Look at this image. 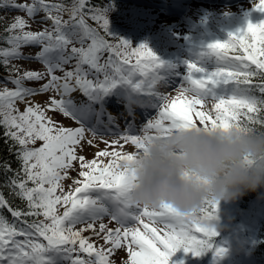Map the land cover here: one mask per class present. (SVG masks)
<instances>
[{"label": "snow or ice", "instance_id": "obj_1", "mask_svg": "<svg viewBox=\"0 0 264 264\" xmlns=\"http://www.w3.org/2000/svg\"><path fill=\"white\" fill-rule=\"evenodd\" d=\"M252 4L264 10V0ZM0 7L24 13L0 31L8 73L0 78V141L16 165L0 159V264H169L177 248L198 255L213 247L218 200L187 210L132 203L137 176L124 162L172 129H264V19L246 14L181 74L174 65L162 72L165 62L146 42L134 46L109 31L111 0ZM34 45L38 51H24ZM23 59L44 68L12 63ZM224 251L216 246L214 254Z\"/></svg>", "mask_w": 264, "mask_h": 264}, {"label": "clouds", "instance_id": "obj_2", "mask_svg": "<svg viewBox=\"0 0 264 264\" xmlns=\"http://www.w3.org/2000/svg\"><path fill=\"white\" fill-rule=\"evenodd\" d=\"M124 163L136 171L132 203L168 202L187 210L205 198L234 200L264 187V129H172Z\"/></svg>", "mask_w": 264, "mask_h": 264}, {"label": "rangeland", "instance_id": "obj_3", "mask_svg": "<svg viewBox=\"0 0 264 264\" xmlns=\"http://www.w3.org/2000/svg\"><path fill=\"white\" fill-rule=\"evenodd\" d=\"M148 1L151 2L111 0V7L114 6V8L110 7L107 12L109 19L108 27L111 33L113 32L116 35L130 40L134 46L141 42H146L160 58H168L170 63L167 65L164 64L163 67L160 68L162 72L168 71L169 65H174L177 72L181 74L184 73L187 68V60H195L200 53V50L205 47L210 40L226 38L229 31H233L238 27L243 26L246 23V14L247 19H251L253 22L259 19H264V10L254 8L252 0H229V2L226 3L203 1V12H198V7L194 5L192 0H188V6L179 14H167V12L162 10L164 5L168 4L171 6L173 4L170 0ZM155 1L157 4H153ZM118 9L121 10L116 13V10ZM194 9H196V11ZM9 10L14 13H12L13 15L19 12L18 9L10 8ZM124 12L127 15L121 18V25H117L120 27L118 30L116 29L113 20L117 16L120 17ZM19 14L24 13L19 12ZM38 15H43V13L41 12ZM228 17L231 18L233 22V29L231 30L222 26L223 22ZM32 27L36 28L38 25L33 22ZM133 30L138 31L136 32L137 37H131L134 32ZM178 43L182 44L179 48H177ZM38 50L39 45L24 48L25 52L34 53ZM178 56L181 58H177ZM12 63H19L22 67H30L40 70H43L44 68L42 61L39 59L13 60ZM4 76L6 75H0V78ZM26 82L42 83L43 80ZM172 91L174 93L175 89ZM47 94V92H44L34 95L37 100H43ZM62 119H64L65 123H73L67 118ZM98 143L99 147H105L103 142L98 141ZM129 147H131V145H129ZM94 151V148H89L87 155L91 157ZM73 175H75V173H73ZM65 183H67V181H65ZM235 201L236 199L218 201V207L216 209V215L213 218V223L215 225L216 234L220 232L221 237L215 239L210 252L214 255L216 246L224 248L226 247L225 244L228 241L230 242V240L239 241L240 246L237 245L236 247L228 248L232 250V259L237 262L236 264H257L250 254L254 242L253 238L255 239V236H252L253 226L248 220L247 222L249 223L247 226L245 222L242 223V219L244 220L247 215L245 213L239 214L241 217L240 222L229 220V215L233 214L232 211L235 209V206L233 205L235 204ZM105 219H107V217H105ZM245 227L246 230H243ZM245 232L246 235L243 236ZM205 254L206 250L200 252L198 255H194L191 250L185 252L184 248L180 247L171 254L169 264H176V262L181 260L183 261V264H212V257L209 262H205V259L204 261H201V258ZM120 255V253H117L116 258L119 259Z\"/></svg>", "mask_w": 264, "mask_h": 264}, {"label": "trees", "instance_id": "obj_4", "mask_svg": "<svg viewBox=\"0 0 264 264\" xmlns=\"http://www.w3.org/2000/svg\"><path fill=\"white\" fill-rule=\"evenodd\" d=\"M97 3H103L104 0H95ZM110 8V7H109ZM13 12L9 11L7 8L0 7V31L3 30L4 26L11 21V16ZM113 33V32H112ZM114 34V33H113ZM0 69L6 72L3 68V65H0ZM11 157L13 161V167H15V156L13 153H10L7 149V147L3 144L2 141H0V159H5ZM3 173L0 172V179H2ZM255 191V190H254ZM254 191H247L243 195H241V202L239 204L241 205L240 209H244V207H247L244 203L249 200L250 196ZM5 192L7 193V189H5ZM6 214L10 216V213H7V209H5ZM258 243L255 245V252L258 256L264 255V213L262 215V218L260 220L259 226H258Z\"/></svg>", "mask_w": 264, "mask_h": 264}, {"label": "bare ground", "instance_id": "obj_5", "mask_svg": "<svg viewBox=\"0 0 264 264\" xmlns=\"http://www.w3.org/2000/svg\"><path fill=\"white\" fill-rule=\"evenodd\" d=\"M181 1L182 0H175V2L177 3L176 5L177 6H181L182 5V3H181ZM194 4L195 5H197V6H199L200 7V11H203L202 9V7H203V5L198 1V0H196V1H194ZM222 26H224L226 29H228V30H231V29H233V22H232V19L231 18H226L225 19V21L223 22V24H222ZM114 103L112 102V103H110L109 104V108H110V110H112L113 112H117L119 109L117 108V105L116 104H114ZM119 108L120 109H122L123 108V105H119ZM138 116H139V113H138Z\"/></svg>", "mask_w": 264, "mask_h": 264}]
</instances>
